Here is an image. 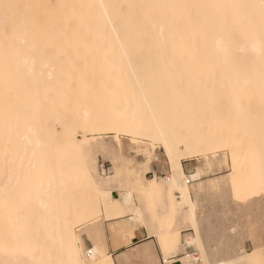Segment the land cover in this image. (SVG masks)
<instances>
[{"label":"bare ground","instance_id":"6f19581e","mask_svg":"<svg viewBox=\"0 0 264 264\" xmlns=\"http://www.w3.org/2000/svg\"><path fill=\"white\" fill-rule=\"evenodd\" d=\"M6 2L31 7L7 27L0 17V264H71L92 223L75 197H103L83 176L90 135L203 143V157H186L193 168L226 148L239 175L264 117V18L240 6L260 0ZM165 178L140 173L138 189L171 191L170 206ZM186 192L191 207L181 211L197 221Z\"/></svg>","mask_w":264,"mask_h":264},{"label":"snow or ice","instance_id":"6c2138e0","mask_svg":"<svg viewBox=\"0 0 264 264\" xmlns=\"http://www.w3.org/2000/svg\"><path fill=\"white\" fill-rule=\"evenodd\" d=\"M28 7L31 6L0 0V17L4 26L7 27L18 21L22 16V9ZM240 7L258 8L261 17L264 18V0H260L259 5ZM117 135L119 136L118 132ZM133 143H136L135 139ZM157 144L162 146V152L166 154L165 170L169 173L163 183L166 187L171 186L172 191L179 192V195L172 200L171 211L168 212L165 209L167 215L165 220L160 222L159 228H157L159 217L152 201L148 202L147 211H145L143 198L140 199L138 206L132 187H125L119 174L113 176L105 172L101 175L98 171L92 174V154L82 157L84 179L93 184L98 192L103 191V199L102 201L98 199L90 205L89 219L92 223L87 225L86 230L91 243L82 242L72 248L71 264H115L103 252V249L109 246V233L111 232L112 244L125 243L131 247L130 240L142 227H147L149 233L155 235L154 250L148 249L144 259L121 261L120 264H264V225L258 232L252 227L237 229L229 226L224 216L219 214L217 194L219 180L214 181L209 187V208L203 227L197 223L195 216L191 213L182 219L184 214L181 211V205L187 203L191 207L186 190L190 186L194 188L197 182L203 189L207 181L205 175L207 169L186 167V157L189 152L203 157L207 152V146L202 143L196 148H191L188 141L179 144L161 138L152 142L148 152L151 153ZM119 155L120 153H117L113 157L117 168L120 167L116 159ZM247 156L250 164L248 178L241 181L239 185L235 174L232 178L233 198L241 208L254 202L255 198L264 202V117L261 119L258 141L255 135L249 139ZM200 164H204L203 159ZM213 174L215 173H209L208 176ZM8 178L9 175L6 172L5 179ZM153 186H156L155 181ZM169 195L171 196V191ZM165 222L167 227L164 226ZM185 227L194 229V236L189 235L187 240L183 235ZM242 248H246L251 255L245 257L241 251ZM233 250H236L240 258L232 257ZM257 250L261 257L259 261L255 259ZM98 254L103 256V259H98Z\"/></svg>","mask_w":264,"mask_h":264},{"label":"rangeland","instance_id":"374dc122","mask_svg":"<svg viewBox=\"0 0 264 264\" xmlns=\"http://www.w3.org/2000/svg\"><path fill=\"white\" fill-rule=\"evenodd\" d=\"M232 105H235V102ZM243 105L244 103H242V106ZM258 122L259 121H257L256 123ZM259 130L260 127L258 128V132ZM77 136L81 138L82 133L78 132ZM89 140L90 141L88 144L92 148L91 150L92 174H95L98 171L101 175H103L105 172H108L113 176L117 175L115 169L116 161L113 159V157L116 156L117 153H120V155L117 156L116 159L119 161L120 164H124L125 166H127L132 170L131 171L132 174L129 175L127 178L121 176L124 186L132 187L138 204L140 199L143 198L145 202L144 203L145 211H147L148 202L149 201L153 202L154 209L159 217V220L157 222V228H159L160 222L164 221L167 215L165 209H167L168 212H170L172 209V205L170 206L166 205L165 207L166 202H169V204L171 202L170 196L167 195L166 193H163V195H159V196L157 195L147 196L142 194L138 189L137 179L140 173L141 174L145 173L146 177L148 178H155L156 176L157 178L167 177L166 175H168L169 173L166 172L165 170L164 161L166 159V155L162 152V147L160 145H157L155 149L151 153H149L148 152V149L150 147L149 141H144L145 143H143L139 139H137L138 141L136 143H133L131 137L126 135H119L117 137V134L112 132L110 133L107 132L97 136L90 135ZM119 140L121 141V144H119ZM220 149L209 155L212 162L209 166L204 167L207 169V172L205 173L207 177L205 187L201 189L199 182H197L194 188L191 187L192 197L193 199L197 200L196 203L197 223L201 224V226L203 227V222L207 218L206 212L209 208V199H210L209 187L214 181L219 180L220 184L217 185L218 188L217 194L219 196V214L224 216V218L227 221V224L231 227H236L237 229H242L244 227H252L255 228L258 232L261 226L264 225V202H262L259 198H255L254 202L248 203L243 208L238 206V202L233 198L234 194L232 191L233 177L230 175V173L233 170V166H232L233 162L231 159V155L228 149L226 148H224V150L223 148ZM246 160L249 161L247 158L246 159L244 158L243 161L244 165L242 166L241 163L242 168L240 167V173L238 176L237 175L235 176L237 184L244 179L243 178L244 174L245 177L246 176L248 177L250 164L249 162H246ZM195 164H197V160L185 161V166L190 169L193 168ZM147 167H149L148 170ZM247 170L248 173L246 174L245 171L247 172ZM209 173H215V174L209 177L208 176ZM174 195L178 196L179 192L176 191ZM75 198L77 200L76 204H78L79 208L84 211L89 210L90 205L94 201L98 199L102 201L103 199V197L92 193L91 194L78 193ZM181 206L182 208L186 207V205L184 204ZM184 210L186 211L187 207L184 208ZM186 214L187 215H184L182 219L188 216V213ZM164 226L167 227L166 222ZM82 227L83 226L78 227L77 230L81 228L82 231ZM188 228L190 227H185L183 231V235L185 236L186 240L188 239L189 235L194 236V229L185 230ZM83 238L85 239V243H87L86 242V238L88 239L87 234L83 233ZM241 251L243 252V255L250 253L246 248H242ZM232 257L233 258L239 257V255H237L236 253V250H233Z\"/></svg>","mask_w":264,"mask_h":264},{"label":"crops","instance_id":"0c3cea01","mask_svg":"<svg viewBox=\"0 0 264 264\" xmlns=\"http://www.w3.org/2000/svg\"><path fill=\"white\" fill-rule=\"evenodd\" d=\"M191 230V228L185 229ZM109 246L106 247L107 251L113 256L115 264H120L121 261L128 262L133 260L144 259L145 254L148 249L152 248L154 250L153 241L156 237L149 234V229L147 227H142L137 230V234L130 240L131 247L125 243L112 244L111 233H109ZM87 243H91L86 238ZM140 252L139 257H132L133 253Z\"/></svg>","mask_w":264,"mask_h":264}]
</instances>
